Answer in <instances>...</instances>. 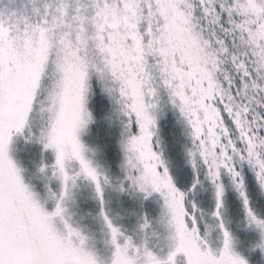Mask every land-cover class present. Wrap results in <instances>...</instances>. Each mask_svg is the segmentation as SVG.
<instances>
[{
    "label": "snow or ice",
    "instance_id": "snow-or-ice-1",
    "mask_svg": "<svg viewBox=\"0 0 264 264\" xmlns=\"http://www.w3.org/2000/svg\"><path fill=\"white\" fill-rule=\"evenodd\" d=\"M0 264H264V0H0Z\"/></svg>",
    "mask_w": 264,
    "mask_h": 264
}]
</instances>
